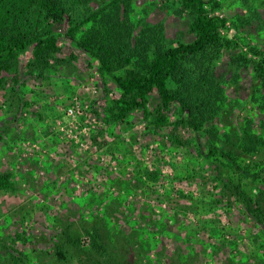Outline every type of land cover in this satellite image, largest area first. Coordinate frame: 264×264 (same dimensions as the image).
<instances>
[{
  "label": "rangeland",
  "instance_id": "obj_1",
  "mask_svg": "<svg viewBox=\"0 0 264 264\" xmlns=\"http://www.w3.org/2000/svg\"><path fill=\"white\" fill-rule=\"evenodd\" d=\"M106 1L95 0L91 6ZM159 1L132 0L135 33L146 18L151 27L161 26L166 40L191 41L186 17L160 9ZM243 1L217 0L214 12L228 18L222 34L233 37L238 32L245 43L264 53V0ZM231 20L237 21V28ZM66 21L56 23L57 27L64 29ZM244 42L224 52L216 64L225 98L220 113L206 127L214 125L216 142L242 165H252L264 154L259 141L264 144V109L260 107L264 93L250 67L236 73L227 70L228 54L241 46L245 49ZM68 50L64 48L65 53ZM85 56L79 51L73 67L56 64L45 78L29 73L22 57L16 90L11 75L4 74L0 171L12 173L14 189L0 192V264H93L96 251L88 234L93 225L108 233L111 242L120 237V247L117 242L108 244L110 252L125 256V264L134 260L156 264L157 259L160 264H231L228 258L233 264H264V248L259 246L264 243V227L244 210L250 198L263 206L264 182H253L198 158L189 144L192 133L186 129L177 128V145L166 136L171 127L149 131L139 113L129 117L130 123L105 125L102 114L111 104L113 87L88 66ZM75 96L95 111L98 126L86 133L90 137L94 132L97 143L87 139L82 140L83 146L77 145L65 132L75 129L64 118V108ZM24 101L31 104L22 107ZM203 134L205 144L212 135ZM196 159L197 177L185 179V164ZM212 209L229 231L228 245L213 250L205 233L197 237L193 228L200 216L213 218ZM170 213L174 219L167 221ZM135 230L140 247L127 244L124 238H131ZM11 255L19 261L12 263Z\"/></svg>",
  "mask_w": 264,
  "mask_h": 264
},
{
  "label": "trees",
  "instance_id": "obj_2",
  "mask_svg": "<svg viewBox=\"0 0 264 264\" xmlns=\"http://www.w3.org/2000/svg\"><path fill=\"white\" fill-rule=\"evenodd\" d=\"M94 1L0 0V92L6 84L5 73L11 75L16 90L20 81L17 70L22 57H26L25 66L29 73L45 78L56 64L73 67L72 62L78 60L79 51L84 52L88 66L95 67L96 74L103 81H110L113 87L109 93L111 104L102 114L105 125L130 123L129 117L139 113V120L149 131L171 127L166 136L177 145V128L186 129L192 133L189 144L194 147L198 158L218 163L253 182H264V154L256 163L242 165L237 156L216 142L217 128L214 125L206 127L207 122L220 113L225 98L220 80L216 78V64L224 52H230L244 42L238 32L233 37L222 34V30L228 27V18L214 12L219 6L217 0L159 1L160 9L173 10L186 17L187 34L192 36L189 42L166 40L161 26L151 27L146 18H142L139 32L135 33L137 25L130 19L132 0H108L93 8L91 3ZM62 20L67 21L61 30L56 23ZM237 21L231 20V26L237 28ZM245 44V49L241 46L240 51L228 54L227 70L236 73L241 68L250 67L264 93V53L256 46ZM65 47H69L67 54ZM63 52L65 55L60 57ZM74 98L70 103L76 102ZM29 104L30 101H24L21 106ZM260 107L264 109V102ZM204 131L212 135L205 144L202 141ZM94 136L93 132L88 139L97 143ZM259 141L264 148L261 138ZM198 161L185 164V179L197 177ZM13 189L12 173L0 171V192ZM246 203V215L264 227V202L261 206L258 200L250 198ZM212 211L213 218L200 216L193 225L197 237L205 233L206 240H211L207 243L211 250L227 246L229 240V231L221 224L220 215L214 209ZM173 215L170 213L165 219L170 221ZM88 234L93 251H96L93 264H125V256L110 252V245L117 242L116 245L121 246L120 237L116 236L111 242L109 234L99 231L98 225H93ZM138 235L135 230L131 238H124L127 244L140 247L136 239ZM259 246L264 248V243ZM148 249L154 251L150 245ZM89 253L88 257L91 251ZM11 258L12 263L19 261L16 255ZM150 262L146 263L154 264ZM226 262L233 264L229 258ZM133 264L139 262L134 260ZM156 264H160L159 259Z\"/></svg>",
  "mask_w": 264,
  "mask_h": 264
},
{
  "label": "built area",
  "instance_id": "obj_3",
  "mask_svg": "<svg viewBox=\"0 0 264 264\" xmlns=\"http://www.w3.org/2000/svg\"><path fill=\"white\" fill-rule=\"evenodd\" d=\"M74 100L76 102L70 103V105L64 108V118L68 119L75 129L70 127L65 132L75 144L83 146L82 140L86 141L89 135H87L86 132L90 127H93L92 130H94L98 126L99 120L94 113L91 112V108H89L87 104H80L77 100V96H75ZM57 124L60 123L57 121ZM61 129L64 130V127Z\"/></svg>",
  "mask_w": 264,
  "mask_h": 264
}]
</instances>
